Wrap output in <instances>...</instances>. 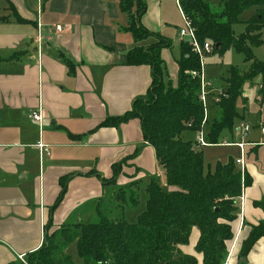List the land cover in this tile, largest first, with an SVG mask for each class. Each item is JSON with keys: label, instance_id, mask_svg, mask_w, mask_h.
I'll return each mask as SVG.
<instances>
[{"label": "crops", "instance_id": "0c3cea01", "mask_svg": "<svg viewBox=\"0 0 264 264\" xmlns=\"http://www.w3.org/2000/svg\"><path fill=\"white\" fill-rule=\"evenodd\" d=\"M222 1L218 0L219 4ZM146 5L142 26L170 41L171 49L179 48V70L182 45L191 47V43L179 36L184 16L178 1L146 0ZM128 24L129 18L116 0H0V59L4 60L0 62V264H20L21 257L41 249L62 182L67 181V192L52 213L50 233L101 218L128 222L132 219L126 209L132 204L128 199L116 200L119 189L130 195L137 191L134 181L142 184L153 177L147 187L157 175L166 179L154 148L143 138L138 119L115 128L101 127L106 120L130 112L134 101L146 97L152 87V69L130 66L127 57L134 48L149 47L156 40L135 39L125 30ZM57 27L62 32H56ZM262 33L264 39V30ZM254 55L264 62V45L254 49ZM236 68L246 69L244 58ZM229 71L216 83L203 66L211 85L206 122L210 130L219 118L215 99L222 96ZM260 83L257 78L244 85L234 129L221 133L220 144L204 148L224 150L218 158L210 159L214 165L205 163L208 168L232 160L242 176L225 264H264V239L242 255L252 229L264 222V210L258 206L264 201ZM39 109L43 122L28 120L29 113ZM187 132L194 137L187 140L184 132L183 140L193 142L197 131ZM39 142L48 147V153L40 152L36 147ZM136 152L138 157L123 165L116 185L104 184L102 180L114 177V166ZM175 190L167 186V192ZM199 238V230L193 228L188 244L180 251L204 264L196 250Z\"/></svg>", "mask_w": 264, "mask_h": 264}, {"label": "trees", "instance_id": "16d2710c", "mask_svg": "<svg viewBox=\"0 0 264 264\" xmlns=\"http://www.w3.org/2000/svg\"><path fill=\"white\" fill-rule=\"evenodd\" d=\"M116 1L129 18L126 31L137 40H156L149 47L134 48L127 57L130 66H149L153 71V83L146 97L134 101L130 112L106 120L101 127L115 128L138 119L143 138L154 148L165 173L167 186L176 190L165 192L151 181L146 187V209L135 224L101 218L97 223L77 224L50 233L52 213L67 192V181H64L61 194L51 209L44 245L26 256L27 264H77L70 256L60 255L63 244L74 241L80 264H198L195 257L180 251L181 246L188 244L193 228L200 232L196 250L203 256V263L225 264L227 243L233 238L230 223L236 217L243 183L234 161L208 168L202 151L182 138L184 132L199 130L204 121L201 81L191 75L193 71L200 72L199 58L189 45L183 44L177 85L167 80V68L160 58V51L171 49L172 45L142 26L141 18L147 11L146 0ZM180 6L182 13L192 21L198 41L213 46L212 54L222 56L233 49L244 58L246 69H230L217 103L219 118L208 133L210 144L217 145L224 130L234 129L239 117L237 103L245 84L260 78L259 95L264 100V62L254 55V49L264 45V0H225L217 10L204 0H180ZM249 9L256 13L244 24L243 32L237 34L235 27L242 24L240 16ZM67 65L72 71L73 66ZM138 155L136 152L115 165L114 177L108 181L101 179L104 184L115 186L123 165ZM91 175L101 178L98 174ZM119 191L123 196L117 194L116 199L124 201L127 193ZM132 194L129 200L131 206H135L138 198L137 194ZM258 206L264 210V201ZM260 239H264V222L252 229L243 244L242 255H247ZM59 241L63 242L59 244Z\"/></svg>", "mask_w": 264, "mask_h": 264}, {"label": "rangeland", "instance_id": "374dc122", "mask_svg": "<svg viewBox=\"0 0 264 264\" xmlns=\"http://www.w3.org/2000/svg\"><path fill=\"white\" fill-rule=\"evenodd\" d=\"M205 1L211 3V5L213 7H215L216 10L218 9V6H219L218 0H205ZM253 16H254L253 15V9L246 10L240 16V21H241L242 24L235 27V32L237 34L242 33L243 30H244V24L246 22H248L250 19H252ZM180 28H181V30L185 28V22H182ZM163 52L164 53H161V59L165 61V66L167 68V73L168 74H167V78L166 79L172 81L175 85H177V82H178V68H177L176 61H177V58L179 56V48L175 47L174 49H166ZM242 62H243V56L238 54L235 50L230 49L229 51L224 53L222 56H220L218 53H215V54H212V55H209V56L205 57V59H204V70L206 72V75L212 77L214 82L219 83L221 81L220 79L225 78L227 76V73H228V71L231 68L241 65ZM224 86H226V83H225ZM218 95H219V91H217V96ZM218 98L221 99V95L218 96ZM215 102H216V99H215ZM198 131L199 130H197V132ZM205 132L207 133V136H208V133L210 132V125L209 124H207L205 126ZM186 133L187 134L185 136V139L192 140L193 137H194L193 134H191L190 132H186ZM219 144H220V142H219ZM223 151L224 150H221V149H218V148L204 149V152H202V153H203V157L205 158V163L207 165H208V163H211L212 165H214V160H210V159L218 158L219 157V153H221ZM146 173L149 174L150 172H146ZM149 178H153V177H149ZM149 178H147V179L145 178L142 181V184H141V182H138V181H134L133 182L134 189H137V191L135 190L134 192H132V193H134L132 195L137 194V198L138 199H137V204L135 206H130V207H127L129 209H126L127 216L128 215L131 216V219H132V220L128 219L127 221L129 223H131V224H135L138 221L139 215L141 213H143L145 211V209H146V203H147V199H148L147 194H146V184H147ZM165 180H166L165 177H161L160 175H157L156 177H154V182L163 191L167 192V186H165V185H167V183H165ZM138 184L141 185V186H139ZM117 194L120 197L123 196L120 193V191H118ZM125 197L128 200L130 198L129 194L126 195ZM116 200L118 201V199H116ZM113 215L115 216L116 214H113ZM95 222H97V221L95 220ZM95 222H93V223H95ZM66 227H71L72 228L73 226L69 224V226L67 225ZM58 233L64 234L65 232L64 231H59ZM62 242L63 241H61V242L59 241V244L62 243ZM63 246H64V250H62L60 252V255H68V256H70L72 258V260L75 263L80 264L81 260H80L79 254H78L76 242L74 241V242H71V243L63 244ZM23 260H24V262L23 261H21V262L23 264H27L26 258L23 259Z\"/></svg>", "mask_w": 264, "mask_h": 264}, {"label": "built area", "instance_id": "2783aa9c", "mask_svg": "<svg viewBox=\"0 0 264 264\" xmlns=\"http://www.w3.org/2000/svg\"><path fill=\"white\" fill-rule=\"evenodd\" d=\"M179 5H180V0H177ZM181 8V6H180ZM184 22H185V28L180 30L179 36L182 40H189V42L191 43V49H192V53H194L200 61V72H191V75L194 78H200L201 81V92H200V99H201V103L203 105L204 108V121L203 124L201 126V128L199 129V131L197 132V136L193 142V146L196 150H202L204 148L210 147L211 144L208 140V136L207 133L205 132V125L207 122V117H208V112H209V97H210V93H211V85L210 82L206 81L204 74H203V66H204V59L206 56L211 55L214 51L213 46L210 43H203L201 44L198 41L197 35H196V31L195 28L193 27V23L190 20V18H188L186 15H184ZM56 32H62V28L61 27H57L56 28ZM41 38V37H40ZM40 38H39V51H40ZM220 99H216V102H219ZM28 120H30L31 122L34 123H41L44 120V115L41 109L37 110V111H32L29 113L28 115ZM191 127V125H189V128ZM250 129L249 126H247L245 128L246 132H248ZM262 132L264 133V129H262ZM240 148H243V145L240 144L239 145ZM40 152L42 153H48V147L46 145H44L43 143L39 142L36 146ZM237 164H240L243 166V161L242 160H238ZM24 258L21 257V261L24 262L23 260Z\"/></svg>", "mask_w": 264, "mask_h": 264}]
</instances>
